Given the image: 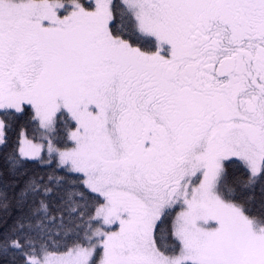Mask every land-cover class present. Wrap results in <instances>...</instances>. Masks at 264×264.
<instances>
[{"label":"snow or ice","instance_id":"1","mask_svg":"<svg viewBox=\"0 0 264 264\" xmlns=\"http://www.w3.org/2000/svg\"><path fill=\"white\" fill-rule=\"evenodd\" d=\"M0 264H264V0H0Z\"/></svg>","mask_w":264,"mask_h":264}]
</instances>
